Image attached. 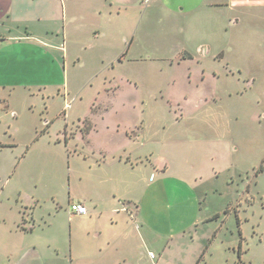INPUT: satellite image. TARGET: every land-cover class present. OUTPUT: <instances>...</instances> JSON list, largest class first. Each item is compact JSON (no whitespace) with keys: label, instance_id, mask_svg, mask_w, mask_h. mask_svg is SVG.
<instances>
[{"label":"rangeland","instance_id":"rangeland-1","mask_svg":"<svg viewBox=\"0 0 264 264\" xmlns=\"http://www.w3.org/2000/svg\"><path fill=\"white\" fill-rule=\"evenodd\" d=\"M64 1L0 21V264H264V8Z\"/></svg>","mask_w":264,"mask_h":264},{"label":"crops","instance_id":"crops-1","mask_svg":"<svg viewBox=\"0 0 264 264\" xmlns=\"http://www.w3.org/2000/svg\"><path fill=\"white\" fill-rule=\"evenodd\" d=\"M120 1L131 6V5H135L136 4L135 2L137 0H120ZM173 1L175 0H165V4H167V6L169 7H172V4L174 3ZM205 1L207 7H263L264 8V0H205ZM30 2H32V7L34 11L37 13L36 17L34 18L37 19L36 21L38 22L47 21L51 24H55L56 26L59 23L62 24L57 26L56 29L49 28L46 32L48 35H54L59 38L61 37V35L65 34L66 37L68 33L66 25L68 24L69 17L73 21L78 20V16H76V14L73 11V7L72 9H70L64 0H6L0 3V21L5 22V20H11L13 22L18 23L20 26L28 23L27 22L28 20L24 18V9L22 10V7H28L27 3L30 5ZM83 18H85V16H83ZM34 21L35 20H32L31 23H34ZM62 31L63 33H61ZM52 48L55 47L52 46ZM126 133H127L126 135H129V137H132L130 131L126 130ZM117 161L119 163H123L126 173L129 174L131 170L128 168L135 169L139 166L145 165L146 164L145 162L147 160L145 161L143 160V158L133 159L131 154L128 155L126 154V156H121ZM74 204L85 205V203L83 202H75ZM128 204L134 205V203L131 201L128 202ZM21 229L24 231L34 230V228L31 230L30 229L26 230V228L23 227H21Z\"/></svg>","mask_w":264,"mask_h":264},{"label":"built area","instance_id":"built-area-1","mask_svg":"<svg viewBox=\"0 0 264 264\" xmlns=\"http://www.w3.org/2000/svg\"><path fill=\"white\" fill-rule=\"evenodd\" d=\"M70 210H71V213L78 214V215H87L89 211L87 206L83 204H72Z\"/></svg>","mask_w":264,"mask_h":264}]
</instances>
